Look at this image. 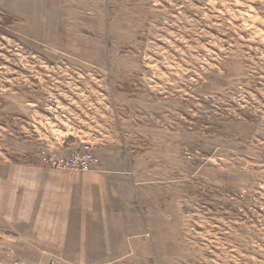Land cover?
<instances>
[{
  "label": "rangeland",
  "instance_id": "rangeland-1",
  "mask_svg": "<svg viewBox=\"0 0 264 264\" xmlns=\"http://www.w3.org/2000/svg\"><path fill=\"white\" fill-rule=\"evenodd\" d=\"M47 6L38 29L0 0V264H264V0ZM82 144L136 188L130 229L58 249L6 176Z\"/></svg>",
  "mask_w": 264,
  "mask_h": 264
},
{
  "label": "crops",
  "instance_id": "crops-1",
  "mask_svg": "<svg viewBox=\"0 0 264 264\" xmlns=\"http://www.w3.org/2000/svg\"><path fill=\"white\" fill-rule=\"evenodd\" d=\"M13 1L15 4L10 7ZM43 10H48L47 0H8V13L23 21L32 19L38 29L43 26L41 19H47ZM122 170L106 167L101 161L99 172L88 173L58 170L51 164L11 166L2 197L6 194L7 201H11L7 208L12 211L13 225H22L41 243L66 249L70 247L71 235L81 238L80 243L84 244L89 234H98L101 238L111 234L110 219L118 222L119 235L130 229L120 211L125 210L126 202L136 201V188ZM80 243L77 242L83 249Z\"/></svg>",
  "mask_w": 264,
  "mask_h": 264
},
{
  "label": "built area",
  "instance_id": "built-area-1",
  "mask_svg": "<svg viewBox=\"0 0 264 264\" xmlns=\"http://www.w3.org/2000/svg\"><path fill=\"white\" fill-rule=\"evenodd\" d=\"M51 165L58 170L74 173L99 172L100 163L96 154V147L89 144L82 146L64 159L54 161L50 159Z\"/></svg>",
  "mask_w": 264,
  "mask_h": 264
}]
</instances>
